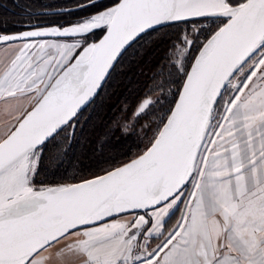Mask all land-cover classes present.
Returning <instances> with one entry per match:
<instances>
[{"label": "snow or ice", "instance_id": "snow-or-ice-1", "mask_svg": "<svg viewBox=\"0 0 264 264\" xmlns=\"http://www.w3.org/2000/svg\"><path fill=\"white\" fill-rule=\"evenodd\" d=\"M0 264H264V0H0Z\"/></svg>", "mask_w": 264, "mask_h": 264}]
</instances>
